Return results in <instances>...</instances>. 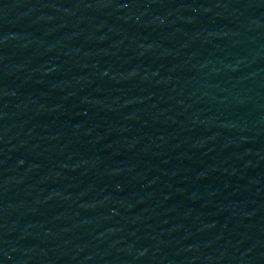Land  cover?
Here are the masks:
<instances>
[{"label": "water", "instance_id": "obj_1", "mask_svg": "<svg viewBox=\"0 0 264 264\" xmlns=\"http://www.w3.org/2000/svg\"><path fill=\"white\" fill-rule=\"evenodd\" d=\"M0 264H264V0H0Z\"/></svg>", "mask_w": 264, "mask_h": 264}]
</instances>
